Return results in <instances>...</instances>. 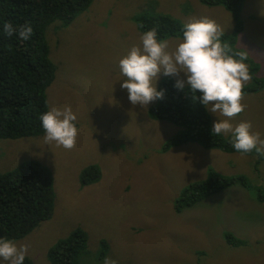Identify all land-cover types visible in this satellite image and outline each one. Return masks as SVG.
Segmentation results:
<instances>
[{"label": "rangeland", "instance_id": "1", "mask_svg": "<svg viewBox=\"0 0 264 264\" xmlns=\"http://www.w3.org/2000/svg\"><path fill=\"white\" fill-rule=\"evenodd\" d=\"M142 14L169 15L183 24L207 16L224 34L234 28L230 13L199 0H94L70 25L50 24L45 37L56 72L46 91L48 110L70 106L79 135L71 150L45 144V133L0 140V173L38 161L50 171L55 193L51 217L14 241L29 245L30 264H50L48 249L78 230L87 240L73 264H103L106 256L118 264H264V202L256 198V191L264 194V155L205 150L194 143L162 152L181 128L151 120L147 109L156 100L134 106L120 86L119 61L141 44L134 18ZM239 17L243 30L236 48L264 79V0H245ZM181 39H166L170 50ZM163 79L176 81L161 73L156 87ZM242 103L246 109L231 122L250 121L264 139V89L244 94ZM207 112L211 127L225 119ZM88 165L99 167L100 179L81 187L79 175ZM209 169L243 176L249 190L237 185L176 213L180 192L207 179ZM224 233L241 242L230 246Z\"/></svg>", "mask_w": 264, "mask_h": 264}, {"label": "trees", "instance_id": "2", "mask_svg": "<svg viewBox=\"0 0 264 264\" xmlns=\"http://www.w3.org/2000/svg\"><path fill=\"white\" fill-rule=\"evenodd\" d=\"M94 0H0V140L38 137L44 134L39 116L48 110L46 91L55 79L56 68L49 58L45 33L50 24L60 22L70 25L85 12ZM201 4L223 8L230 13L233 30L221 37L230 48V54L243 52L236 42L243 27L239 12L245 0H199ZM5 21L14 26L30 24L31 37L26 41L16 36L7 37L3 32ZM138 31L157 29V38H182L183 23L169 15L134 18ZM245 53V52H243ZM246 54V53H245ZM247 56V54H246ZM237 59L239 57H236ZM252 83L245 85L244 94L264 89V79L256 77L257 66L247 58ZM172 79H163L157 91L163 90V98L148 110L154 121H165L181 130L163 145L162 152L188 143L205 150L239 153L229 142V136L211 134V120L205 107L194 100L186 85L183 90L174 87ZM198 97L199 92L195 93ZM251 153H239L249 155ZM101 171L97 165H88L79 175L80 186L99 181ZM241 186L246 190L243 176H222L208 170V177L185 187L175 199L173 209L181 213L211 195ZM258 201L264 202V194L256 191ZM55 202L52 176L48 168L38 161H28L6 173H0V238L18 240L32 232L40 222L51 217ZM226 242L235 246L241 242L231 233H224ZM87 237L83 231H75L68 238L58 241L47 251L50 264H73L76 252L83 248ZM23 264H30L25 259Z\"/></svg>", "mask_w": 264, "mask_h": 264}, {"label": "clouds", "instance_id": "3", "mask_svg": "<svg viewBox=\"0 0 264 264\" xmlns=\"http://www.w3.org/2000/svg\"><path fill=\"white\" fill-rule=\"evenodd\" d=\"M3 32L7 37L16 36L26 41L33 28L30 24L14 26L11 21H5ZM157 35L156 28L144 32L141 44L133 46L119 61L124 77L120 86L127 90L130 103L146 107L162 99L163 90L157 91L156 87L159 75L176 77L174 87L183 90L187 85L194 94L193 99H198L207 111L225 117L214 121L211 134L229 136V142L239 153L255 150L264 155V139L253 131L252 123L241 121L234 125L231 122L247 107L242 103L243 89L252 77L244 63L246 54H230L229 46L221 42L224 29L207 16L192 17L183 25L182 39L171 50L169 41L158 39ZM39 119L45 144L55 142L66 150L75 147L79 135L75 124L77 116L70 106L63 109L53 106ZM28 251V244L0 238V259L8 264H23ZM103 264H118V261L106 256Z\"/></svg>", "mask_w": 264, "mask_h": 264}, {"label": "bare ground", "instance_id": "4", "mask_svg": "<svg viewBox=\"0 0 264 264\" xmlns=\"http://www.w3.org/2000/svg\"><path fill=\"white\" fill-rule=\"evenodd\" d=\"M149 109H147V112H148ZM157 139V138H156ZM156 141V140H155Z\"/></svg>", "mask_w": 264, "mask_h": 264}]
</instances>
